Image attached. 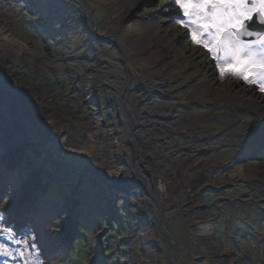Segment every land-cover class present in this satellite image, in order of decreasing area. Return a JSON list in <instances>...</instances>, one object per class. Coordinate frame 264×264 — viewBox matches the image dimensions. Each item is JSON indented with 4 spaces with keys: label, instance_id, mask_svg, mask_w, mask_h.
Listing matches in <instances>:
<instances>
[{
    "label": "rangeland",
    "instance_id": "1",
    "mask_svg": "<svg viewBox=\"0 0 264 264\" xmlns=\"http://www.w3.org/2000/svg\"><path fill=\"white\" fill-rule=\"evenodd\" d=\"M183 19L172 0H0L29 50L0 67L20 197L0 229L36 245L0 235V264H264V92L221 78Z\"/></svg>",
    "mask_w": 264,
    "mask_h": 264
},
{
    "label": "snow or ice",
    "instance_id": "2",
    "mask_svg": "<svg viewBox=\"0 0 264 264\" xmlns=\"http://www.w3.org/2000/svg\"><path fill=\"white\" fill-rule=\"evenodd\" d=\"M185 19L179 23L189 30L193 44L203 47L216 62L221 78L225 74L239 76L249 84H257L264 92V31L248 30L247 22L254 15L264 25V0H172ZM243 37H255L245 40ZM4 217L0 216V220ZM0 235L22 244L23 257L33 258L36 245L31 239L17 240L12 230L0 229ZM0 255H12L9 248L0 243ZM25 264H28L26 259ZM33 264L36 261L33 259Z\"/></svg>",
    "mask_w": 264,
    "mask_h": 264
},
{
    "label": "bare ground",
    "instance_id": "3",
    "mask_svg": "<svg viewBox=\"0 0 264 264\" xmlns=\"http://www.w3.org/2000/svg\"><path fill=\"white\" fill-rule=\"evenodd\" d=\"M26 51H29L28 47L26 45H23V44L19 43L18 41H16L14 38L11 37L10 34H8L6 32V29L0 27V67H3V65H5L7 67L8 63H9V59L15 60L16 57H18V58L22 57V54ZM1 75L5 78L3 80L9 84V82H8L9 77L8 76L5 77V75L1 72V69H0V76ZM263 111H264V109H263ZM262 115H264V114H262ZM37 134L38 133L36 132V130L34 131V129H33L32 132L30 133V136H32V137L35 135L37 136ZM5 166H6V159L4 158V153H3V150H1V146H0V195H6V199L9 201V202H7V206L3 205V204H2L3 206L2 205L0 206V211L1 212L5 211L6 215L9 216L11 214L10 211H14V209L17 208V206L19 205L20 197H19L18 193L16 194V192H15L16 188H17L16 184H15L16 183L15 179L12 177V174H9L7 171L4 170ZM31 222H32V219L27 220L26 223H29V225H30ZM52 255H53V253H52ZM56 261L53 260V257H51V260L48 262V264H58Z\"/></svg>",
    "mask_w": 264,
    "mask_h": 264
},
{
    "label": "water",
    "instance_id": "4",
    "mask_svg": "<svg viewBox=\"0 0 264 264\" xmlns=\"http://www.w3.org/2000/svg\"><path fill=\"white\" fill-rule=\"evenodd\" d=\"M248 25V30L252 32H261L264 31V25L259 23V18L258 16H254L251 21L247 22ZM245 40H252L255 39V37H243ZM24 150V148H23Z\"/></svg>",
    "mask_w": 264,
    "mask_h": 264
}]
</instances>
